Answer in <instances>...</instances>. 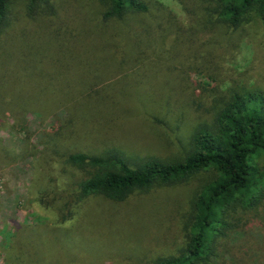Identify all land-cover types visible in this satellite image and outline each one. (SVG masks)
<instances>
[{
	"label": "trees",
	"instance_id": "1",
	"mask_svg": "<svg viewBox=\"0 0 264 264\" xmlns=\"http://www.w3.org/2000/svg\"><path fill=\"white\" fill-rule=\"evenodd\" d=\"M13 1L0 0V30L6 26L5 18ZM61 1L49 0V5L45 6L49 9L45 10L39 5L48 0H25L30 20L44 23L49 18V34L45 31L46 50L29 46L27 51L22 50L19 64L10 68L12 75L6 82L18 73L28 72L31 67L34 74L51 71L70 80L85 66L82 61L100 56L112 61L119 74L133 72L149 54L161 58L154 72L169 73L174 85L175 64L168 66L166 63L179 61L182 51L196 50L199 46L196 42L205 34L210 37L207 42L212 40L215 45L223 38L230 40L249 19H257L264 28V0H176L185 13L184 20L155 0H86L89 6H82L79 14L71 16L62 15L61 8L58 9ZM53 20L60 21L62 27L56 24L52 27ZM145 30L151 31L153 38L141 39L140 34ZM168 34L172 35L170 42L160 43L158 39L162 41ZM3 50H0V79L2 68L6 69L2 60L18 56L17 51ZM211 56V52L201 54V50L197 51L193 57L197 65H191V69L203 71L202 62L209 63ZM92 74H98L97 69ZM3 79L0 80L2 104ZM210 79L216 81L215 76ZM108 82L109 79L104 84ZM90 85L84 84V89L74 96L49 92V113L62 107L66 119L57 128L53 127L49 145L44 147L48 155L59 156L62 165L56 177L37 190L38 204L46 210H55L58 224H62L73 219L92 197L124 204L130 195L182 186L203 172H211L212 176L189 195L188 211L181 227L182 240L177 250L157 255L146 264H220L225 253H229L224 241L240 232L235 223L238 213L244 214L264 200V92L256 88L230 91L211 106L205 119L194 122L188 129L181 157H148L133 166L122 155L124 150L117 146L108 145L99 153L71 150L74 148L70 141L79 142L83 137L88 141V137L94 136L91 135L94 127L90 124L99 127L96 133L99 138L85 142L86 145L97 143L100 146L106 138L100 123L107 112L94 107L107 97L103 89L106 85L96 89ZM4 103L5 108L0 106V112L8 106L9 110L15 108L11 99ZM118 114L127 116L125 111ZM79 128H88L89 135L78 132ZM24 146L25 142L19 151L9 152L0 145V153L4 158L11 156L12 162L17 158L26 160ZM66 146L67 151H63ZM66 175L67 184L60 187V180ZM41 219V215L35 214L32 222L21 223L13 231L0 227V252L5 264H53L50 255L47 262L38 251L36 253L38 246H45L40 239L43 235L40 231L45 228H39ZM96 223L99 232L107 231L102 219H97ZM105 234H109V242L113 239L116 245L115 239L119 236L114 229ZM105 244L102 242L100 246ZM115 245L111 250L123 253L122 249H127V246L119 249ZM31 249L34 251L30 252ZM136 256L135 262H138L139 254ZM233 259L236 263L235 257ZM70 262L62 261V264Z\"/></svg>",
	"mask_w": 264,
	"mask_h": 264
},
{
	"label": "rangeland",
	"instance_id": "2",
	"mask_svg": "<svg viewBox=\"0 0 264 264\" xmlns=\"http://www.w3.org/2000/svg\"><path fill=\"white\" fill-rule=\"evenodd\" d=\"M155 1H160L181 20L185 19V13L176 0ZM46 5H49V0L39 6L47 10L49 7ZM82 6H89L86 0H63L58 9L61 8L62 15L71 16L79 14ZM28 15L25 0H14L5 18L6 26L0 30V50L18 52V56L2 60L7 70L2 68L3 104L0 102V106L5 108L4 101L11 99L15 108L9 110L8 106L0 112V145L11 152L19 151L25 142L27 158H17L12 162L11 156L4 158L0 153L3 158L0 157V227L13 231L21 223L32 222L35 214L41 215L39 228H45L40 231L44 235L40 239L45 246H38L36 253L38 251L47 262L50 255L53 264H62V261H71L70 264H146L157 255L175 252L182 240L181 227L188 211L189 195L212 173L203 172L182 186L130 195L124 204L88 198L89 201L73 219L58 224L55 210H46L36 200L39 187L49 184L62 165L61 158L48 155V149L44 147L49 145L53 127L57 128L66 119L62 107L49 113V92L74 96L84 89L86 83L96 89L106 85L104 83L109 79L103 88L108 93L107 97L94 105L96 110L107 112L105 120L100 123V130L106 137L104 142L100 146L97 143L86 145L88 143L85 142L99 138L96 134L99 127L90 124L91 128L94 127L91 134L94 136L88 137V141L84 140L86 137L79 142L70 141L74 149H69L99 153L108 145L117 146L124 150L122 155L133 166L154 156L177 159L183 154L188 129L194 122L205 119L207 111L221 97L233 90L256 88L264 92L262 24L257 19H249L230 40L223 38L215 45L212 40L207 42L210 37L205 34L196 42L199 45L196 50L182 51L179 61L166 63L168 66L175 64L174 85L169 73L154 72L158 65L156 62L161 58L149 54L133 72L119 74L112 61L100 56L82 61L85 66L80 67L70 80L51 71L34 74L31 67L28 72L18 73L6 82L12 75L10 68L19 64L22 50L27 51L28 46L46 50L49 18L42 23L30 20ZM55 24L62 27L60 21L53 20L52 27ZM140 36L144 41L153 38L149 30L141 32ZM171 39L172 35L168 34L162 41L158 40L167 44ZM200 50L201 54L211 52L212 56L209 63L202 62L203 71L194 72L191 65L195 67L197 64L193 57ZM95 69L98 71L96 75L92 74ZM211 76H215L216 81L213 82ZM106 103L109 105L107 108L104 107ZM40 105L44 107L36 108ZM122 111L127 116L118 114ZM87 129L79 128L78 132L88 136ZM63 151H67V146ZM67 181V175L63 176L59 186L63 187ZM238 214L235 223L240 232L224 241L229 253H225L220 264H264V200L244 214ZM97 219L106 223L108 233L114 229L119 236L115 239L116 245L113 239L109 242L107 231H98ZM36 242L40 244L38 240ZM102 242L106 243L104 247L100 246ZM113 245L119 249L127 246V249L119 253L111 250ZM137 254L140 260L135 262ZM233 257L236 263L232 262ZM0 264H5L2 252Z\"/></svg>",
	"mask_w": 264,
	"mask_h": 264
}]
</instances>
